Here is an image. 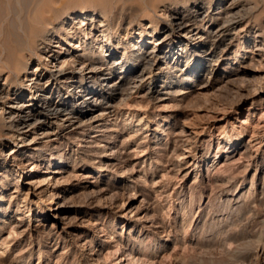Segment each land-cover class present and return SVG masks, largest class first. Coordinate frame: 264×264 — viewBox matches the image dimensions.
Returning a JSON list of instances; mask_svg holds the SVG:
<instances>
[{"label": "rangeland", "instance_id": "rangeland-1", "mask_svg": "<svg viewBox=\"0 0 264 264\" xmlns=\"http://www.w3.org/2000/svg\"><path fill=\"white\" fill-rule=\"evenodd\" d=\"M221 2L223 8L232 0ZM183 5V0L57 4L66 15L95 10L96 25L104 19L101 30L109 37L102 39L95 28L90 41L118 51L102 55L103 68L116 66L124 51L133 50L140 32L143 50L161 39L159 60L153 79L146 73L139 87L116 97L108 110L95 109L80 127L62 130L54 124L59 135L43 137L38 130L30 146L34 131L29 132L15 155L8 154L15 139L3 134L0 122V264H264V0L235 1L240 10L235 29L220 44L213 67L206 63L186 93L178 91L185 84L166 90L159 76L174 62L182 70L167 77L185 74L190 62L171 49L181 52L187 38L202 40L222 8L212 1L202 21L186 7L189 36L173 30L163 39L161 26L173 7ZM80 37L88 40L84 33ZM203 40L208 53L212 41ZM67 46L56 49L63 55ZM36 60L30 59L15 84L4 85L10 97L1 102L0 114L11 102L27 100ZM44 63L45 71L55 67L54 57ZM119 73L98 76L101 88ZM6 77L0 75V86ZM15 87L23 88L19 99ZM52 158L56 164L48 169Z\"/></svg>", "mask_w": 264, "mask_h": 264}, {"label": "bare ground", "instance_id": "bare-ground-1", "mask_svg": "<svg viewBox=\"0 0 264 264\" xmlns=\"http://www.w3.org/2000/svg\"><path fill=\"white\" fill-rule=\"evenodd\" d=\"M183 1L184 9L173 7L167 25L161 26V30L165 33L163 39L170 37L173 30L188 32L189 9H185L186 7H192L190 10L194 11L202 21L210 15L209 9L212 7V1H215L216 8H222V0ZM235 1L237 0H232L229 6H223L219 19L214 20L213 29L200 36L199 39L202 40L196 42L194 38H187L181 41L183 46L181 52L176 48L171 49L173 52L176 51V54L185 55L190 64L186 70L183 69L186 71L185 74L171 75L169 78L167 75L180 72L182 69L176 62L166 66L162 73L163 76H159L163 78L161 82L166 85V90L178 84L179 86L185 84V87L178 91L186 93L188 85L198 82L202 77L200 73L206 63H209L207 67H213L214 61L219 56L220 44L224 39H228L231 30L235 29V16L240 13L239 8L234 6ZM60 2L61 0H0V75L7 73L6 82L0 86V104L10 97L9 87L4 86L7 81L15 84L20 73L28 68L30 59H37L27 85L31 89L27 100H17L15 104L11 102L7 109L2 107L4 114H0V122L3 134L15 139L16 143V146L9 150V155L19 152V144L26 142L29 132L34 131L33 139L29 140L30 146L36 143L38 130L42 131L43 137H50L59 135L56 134L58 131L52 128L54 124L62 130L71 125L80 127L85 121L94 117L92 114L95 109L100 108L101 111H106L113 106L116 97L124 96L127 89L139 87L146 73H149L150 78H154L151 74L159 60L156 45L161 43L160 38L155 39L156 45L153 48L143 50L145 46L143 42L146 39L140 32L141 40L139 41L142 44L135 43L132 45L133 50L124 51L117 59L118 61H115L117 65H120L119 67L116 65L109 67L110 69L103 68L100 66V59H103V56L112 57L113 53L118 51L112 44L105 49V44L95 42L97 39L90 41V35L95 28H98L102 39L109 37L108 32L101 30L106 26L104 19L96 25L99 13L96 14L95 10L87 12L84 8L66 15L65 12H61V6H57ZM206 5L209 6L206 8ZM82 33L89 41H82L80 37ZM188 36L189 33L186 34V37ZM203 38L212 41L208 53L204 49L203 43L206 41ZM55 39L57 40L54 41ZM73 39H78L77 42L80 44L73 43ZM66 43L68 44L67 51L60 55L56 48L63 49ZM99 48H101V53L97 51ZM79 50L84 54H76ZM50 57H54L55 67L45 71L46 66L43 67V64L50 60ZM77 63L81 65L79 68H77ZM77 69L80 72H76ZM118 69L120 77L110 80L104 84L105 87L101 88L102 84L98 82V76L103 79V76L112 74ZM178 77L180 78L177 79ZM152 89L150 84L146 92ZM72 91L74 95L71 94ZM15 95L16 99L22 97L23 88L15 87ZM39 139L42 137L39 136ZM49 161L48 169L54 163L56 164L54 158ZM31 168L34 169V167Z\"/></svg>", "mask_w": 264, "mask_h": 264}]
</instances>
